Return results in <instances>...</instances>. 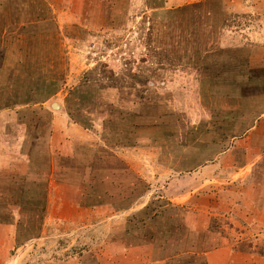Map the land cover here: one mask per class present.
Returning a JSON list of instances; mask_svg holds the SVG:
<instances>
[{"label": "rangeland", "instance_id": "obj_1", "mask_svg": "<svg viewBox=\"0 0 264 264\" xmlns=\"http://www.w3.org/2000/svg\"><path fill=\"white\" fill-rule=\"evenodd\" d=\"M263 110L264 0H0V264H264Z\"/></svg>", "mask_w": 264, "mask_h": 264}, {"label": "trees", "instance_id": "obj_2", "mask_svg": "<svg viewBox=\"0 0 264 264\" xmlns=\"http://www.w3.org/2000/svg\"><path fill=\"white\" fill-rule=\"evenodd\" d=\"M189 8L190 7H182V8H178L177 11L178 10L179 11H182V10L185 11ZM235 15H237V13H229L228 14L229 18H232ZM229 18H228V20H229ZM228 20H226V21H228ZM224 24L228 25L227 23H224ZM32 25H30V27ZM21 28L25 29V28H29V27L26 25H21ZM108 71H109V69L104 68V69H102L101 72H102L103 76H106L108 78V80L112 82L113 85L118 84V80L116 79V76L113 73L107 74ZM133 75L138 76L137 74H133ZM135 76H133V80L137 79ZM139 80H140V77H139L137 82L138 83L143 82L142 79L140 81ZM86 81L89 82V79L86 78L84 82H86ZM82 84H84V83H82ZM77 90H78V88H75L74 91H77ZM46 176L47 175L43 176L44 177L43 180L44 179L46 180V178H47ZM24 179H25V177L22 175L19 176L18 178H15L16 190L18 189V191L20 192L19 195L24 196V197H28L27 200H28L29 204H30V202H31V204H33L32 201L44 199V196L46 194L45 188L43 190L42 189L39 190V188L36 186V182H34V181L31 182V184H32L31 186H30V183H27L28 181H26L24 184L23 183ZM131 192L134 195H139V192H137L133 188H132ZM130 201L123 204V206H127ZM21 205H24V204H21ZM149 208H151V207H149V205H147L143 208L142 215H144V217H142V215L140 213H138V214H133L127 218L129 220V222L127 223L126 229L124 231L127 236L128 235L133 236L131 233L134 231H136V234H139V235L143 234V238L146 236V229L145 228L147 226V219L149 218V216H148V209ZM27 227L28 228H25V230L27 229L26 231L29 230V232L23 233V234H25V236L22 237L23 240H28V239L32 238V236L35 237L40 233V228L36 227V225H34V224L27 226ZM17 232H19V234L21 233L19 230H17ZM17 232H16V236H15V243L13 242V244H11V245L5 244L6 246H8L10 248L11 253L12 252L14 253L15 249L21 245L22 240L19 239V238H21V234L19 236V234H17ZM186 242H187L186 243L187 247L181 248L180 252L172 254L173 256H169V255L166 256V264H205L204 256L200 253L195 252V249L197 247V246H195V244H196L195 240L194 239L191 240L188 237V240Z\"/></svg>", "mask_w": 264, "mask_h": 264}, {"label": "crops", "instance_id": "obj_3", "mask_svg": "<svg viewBox=\"0 0 264 264\" xmlns=\"http://www.w3.org/2000/svg\"><path fill=\"white\" fill-rule=\"evenodd\" d=\"M264 111V110H263ZM258 120H262V117L261 116H259L258 118H257V120H256V123H258V122H260V121H258ZM255 123V124H256ZM252 127V129H255L256 127H255V125H253V126H251ZM251 127L248 129V131H250V130H252L251 129ZM0 145H1V143H0ZM15 193H17V192H15ZM10 228H11V234H9V235H12L13 236V242L15 243V240H14V233H15V229L13 230L12 229V227L10 226ZM4 232V227L3 226H0V235H2V233ZM9 235H7V236H9ZM7 238V237H6ZM8 239V238H7ZM0 242H5V239L4 240H2L1 238H0ZM7 243L9 244L10 243V241H9V239L7 240ZM30 244V246H31V248L34 246V243L33 242H31V243H29ZM22 247V245H20L18 248H16L15 249V251H14V254L10 257V256H8L9 257V260H7L6 262H4V264H18V262H20L25 256H26V254H28V252H30L29 250L30 249H25V250H23L21 253H18V250H20V248ZM10 253V252H9ZM16 253V254H15ZM10 255V254H9Z\"/></svg>", "mask_w": 264, "mask_h": 264}, {"label": "water", "instance_id": "obj_4", "mask_svg": "<svg viewBox=\"0 0 264 264\" xmlns=\"http://www.w3.org/2000/svg\"><path fill=\"white\" fill-rule=\"evenodd\" d=\"M52 105H53L54 107H58V106H59L57 102L52 103Z\"/></svg>", "mask_w": 264, "mask_h": 264}]
</instances>
